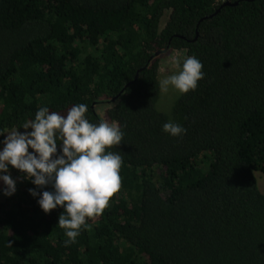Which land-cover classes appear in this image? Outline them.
Returning <instances> with one entry per match:
<instances>
[{"label": "trees", "instance_id": "1", "mask_svg": "<svg viewBox=\"0 0 264 264\" xmlns=\"http://www.w3.org/2000/svg\"><path fill=\"white\" fill-rule=\"evenodd\" d=\"M183 50L205 75L168 115L160 57ZM79 103L124 132L120 188L65 246L10 166L0 264H264V0H0V130Z\"/></svg>", "mask_w": 264, "mask_h": 264}, {"label": "clouds", "instance_id": "2", "mask_svg": "<svg viewBox=\"0 0 264 264\" xmlns=\"http://www.w3.org/2000/svg\"><path fill=\"white\" fill-rule=\"evenodd\" d=\"M170 62L174 71L159 80L160 91H194L205 75L203 63L187 54L173 55ZM87 111L83 103L73 104L63 113L42 106L20 127L0 130L4 137L0 140V192L5 196L16 192L17 178L11 175L10 166L19 170L36 186L28 191L45 213L63 208L58 225L67 237L65 246L76 242L88 218L103 213L121 185L123 158L109 149L120 144L124 132L115 122H90ZM162 130L173 137L187 132L172 120ZM46 186L51 190H44Z\"/></svg>", "mask_w": 264, "mask_h": 264}, {"label": "rangeland", "instance_id": "3", "mask_svg": "<svg viewBox=\"0 0 264 264\" xmlns=\"http://www.w3.org/2000/svg\"><path fill=\"white\" fill-rule=\"evenodd\" d=\"M184 54L185 51L183 50L182 52L180 51H171L168 52L167 54H163L160 57V66H159V71H158V78L159 80L162 79L165 75L171 74L172 71H174V67L171 64V57L176 54ZM179 92L170 89L169 92L163 93L160 91L159 93V100L157 103V109L165 114H170L171 112V107L172 104L175 100V98L178 96ZM104 106V104L101 105V107ZM8 131V130H6ZM19 131L23 132L25 131L23 128L19 129ZM30 131V129H29ZM7 134V133H6ZM31 151V149H30ZM256 183L260 191L264 193V173L255 171L254 172Z\"/></svg>", "mask_w": 264, "mask_h": 264}, {"label": "flooded vegetation", "instance_id": "4", "mask_svg": "<svg viewBox=\"0 0 264 264\" xmlns=\"http://www.w3.org/2000/svg\"><path fill=\"white\" fill-rule=\"evenodd\" d=\"M3 185H2V182H0V187H2ZM1 193V192H0ZM2 194V193H1Z\"/></svg>", "mask_w": 264, "mask_h": 264}]
</instances>
